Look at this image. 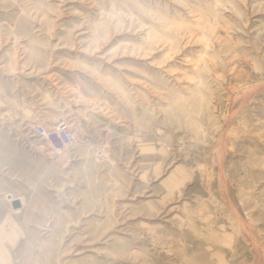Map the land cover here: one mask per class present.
<instances>
[{
	"label": "rangeland",
	"instance_id": "1",
	"mask_svg": "<svg viewBox=\"0 0 264 264\" xmlns=\"http://www.w3.org/2000/svg\"><path fill=\"white\" fill-rule=\"evenodd\" d=\"M0 264H264V0H0Z\"/></svg>",
	"mask_w": 264,
	"mask_h": 264
},
{
	"label": "built area",
	"instance_id": "2",
	"mask_svg": "<svg viewBox=\"0 0 264 264\" xmlns=\"http://www.w3.org/2000/svg\"><path fill=\"white\" fill-rule=\"evenodd\" d=\"M36 134L56 153H61L76 142V133L66 119L48 125L43 120L34 124Z\"/></svg>",
	"mask_w": 264,
	"mask_h": 264
},
{
	"label": "water",
	"instance_id": "3",
	"mask_svg": "<svg viewBox=\"0 0 264 264\" xmlns=\"http://www.w3.org/2000/svg\"><path fill=\"white\" fill-rule=\"evenodd\" d=\"M11 203H12V206H13V207H17V206H19V204H20L19 201H18L17 199L12 200Z\"/></svg>",
	"mask_w": 264,
	"mask_h": 264
}]
</instances>
